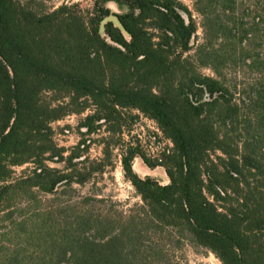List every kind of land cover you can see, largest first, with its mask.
Wrapping results in <instances>:
<instances>
[{"label": "trees", "instance_id": "1", "mask_svg": "<svg viewBox=\"0 0 264 264\" xmlns=\"http://www.w3.org/2000/svg\"><path fill=\"white\" fill-rule=\"evenodd\" d=\"M31 1L0 0V204L35 187L84 184L102 170L47 164L77 166L86 139L65 156L52 123L89 107L84 135L102 124L120 131L127 109L153 119L173 142L161 163L170 181L140 177L136 156L158 163L128 146L121 160L143 199L139 211L116 220L64 206L53 231L48 221L36 231L21 220L26 245L0 246V264H154L147 237L165 227L223 264H264V0H194L200 43L181 0H116L129 8L117 14L125 30L102 27L111 0H96L88 15L70 3L39 13ZM239 69L257 77L247 99L230 84ZM29 162L32 174L5 184ZM33 245L39 251L25 254Z\"/></svg>", "mask_w": 264, "mask_h": 264}, {"label": "rangeland", "instance_id": "2", "mask_svg": "<svg viewBox=\"0 0 264 264\" xmlns=\"http://www.w3.org/2000/svg\"><path fill=\"white\" fill-rule=\"evenodd\" d=\"M181 1L189 7L198 23L196 41L200 43L203 37L202 17L195 9V1ZM95 2L96 0H32L31 5L37 12L44 13L53 11L64 3L78 4V9L88 15L94 11ZM106 6L111 10L107 20L129 11L127 4L116 0L108 1ZM203 71L212 73L208 68ZM256 78L255 74L241 69L232 72L230 84L237 88L236 98L243 96L247 99ZM49 94H46L47 98L51 96ZM93 112V107H89L82 113H71L52 123L54 140L65 148V156H68L82 139H86L89 148L82 157L75 159L77 166L67 169L64 162L48 161L47 164L51 168L63 169L66 172L77 169L82 173L89 172L93 166L103 164L102 170L93 172L84 184L60 186L51 193L42 192L37 187L25 193H10L8 200L0 204V246L14 248L17 244H22L24 248L28 234L21 231V220L27 222L28 228L36 224V231L45 230V221H48L50 231L56 230V224L61 219L59 212L64 206L72 210L84 208L95 214L119 220L122 216L136 213L144 205L141 195L125 176L121 160L123 152L128 146L139 145L146 158H152L151 156L158 153H162L165 158L170 145L168 137L153 119L137 109L123 111L124 119L120 131H111L108 124H102L94 133L84 135L82 132L85 128L81 127L80 123ZM139 164H143L147 171H139ZM132 165L134 171L142 178L151 176L163 185L170 181L163 165L150 168L141 156H136ZM33 169L34 164L31 162L15 166L11 178L5 184L32 174ZM85 197L89 198L86 202L83 201ZM147 245V254L154 264H223L211 250L195 244L188 238L180 237L177 231L170 227L153 230L147 237ZM27 249L25 254L28 255L37 249L39 251L35 245L27 246Z\"/></svg>", "mask_w": 264, "mask_h": 264}, {"label": "built area", "instance_id": "3", "mask_svg": "<svg viewBox=\"0 0 264 264\" xmlns=\"http://www.w3.org/2000/svg\"><path fill=\"white\" fill-rule=\"evenodd\" d=\"M168 140L170 141V145H169V147L167 148V154H169L170 152H171V150L173 149V146H172V140L171 139H169L168 138ZM164 151V150H163ZM152 158V160H154V161H157V163H158V165H161V163L163 162V160H164V157L162 156V153H158L157 155H153V156H151Z\"/></svg>", "mask_w": 264, "mask_h": 264}, {"label": "water", "instance_id": "4", "mask_svg": "<svg viewBox=\"0 0 264 264\" xmlns=\"http://www.w3.org/2000/svg\"><path fill=\"white\" fill-rule=\"evenodd\" d=\"M109 17H107L105 20H106V22L107 21H114L118 26H120L123 30H125L124 29V27H123V25H122V23H121V21L119 20V18H118V16H115L112 20L110 19V20H107ZM104 20V21H105ZM103 21V22H104ZM106 22H104V23H102V27H103V25L106 23Z\"/></svg>", "mask_w": 264, "mask_h": 264}, {"label": "bare ground", "instance_id": "5", "mask_svg": "<svg viewBox=\"0 0 264 264\" xmlns=\"http://www.w3.org/2000/svg\"><path fill=\"white\" fill-rule=\"evenodd\" d=\"M138 170L139 171H143V172L145 171L146 172L147 171V168L143 164H139L138 165Z\"/></svg>", "mask_w": 264, "mask_h": 264}]
</instances>
